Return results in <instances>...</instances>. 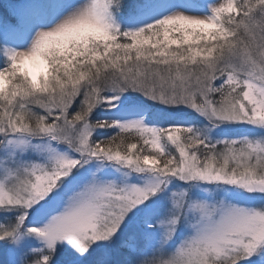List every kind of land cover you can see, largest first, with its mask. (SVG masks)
Listing matches in <instances>:
<instances>
[{"label":"snow or ice","instance_id":"1","mask_svg":"<svg viewBox=\"0 0 264 264\" xmlns=\"http://www.w3.org/2000/svg\"><path fill=\"white\" fill-rule=\"evenodd\" d=\"M0 264H264V0H0Z\"/></svg>","mask_w":264,"mask_h":264}]
</instances>
